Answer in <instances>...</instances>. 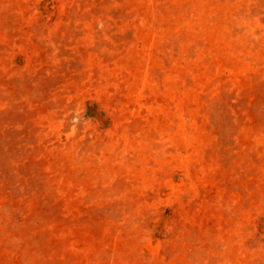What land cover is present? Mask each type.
Here are the masks:
<instances>
[{
    "label": "rangeland",
    "instance_id": "rangeland-1",
    "mask_svg": "<svg viewBox=\"0 0 264 264\" xmlns=\"http://www.w3.org/2000/svg\"><path fill=\"white\" fill-rule=\"evenodd\" d=\"M0 264H264V0H0Z\"/></svg>",
    "mask_w": 264,
    "mask_h": 264
}]
</instances>
